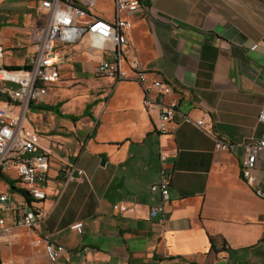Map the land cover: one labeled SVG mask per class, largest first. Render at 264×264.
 <instances>
[{"label": "crops", "instance_id": "obj_1", "mask_svg": "<svg viewBox=\"0 0 264 264\" xmlns=\"http://www.w3.org/2000/svg\"><path fill=\"white\" fill-rule=\"evenodd\" d=\"M142 2L148 11L131 18L125 58L171 84L167 102H177L182 113L194 120L207 115V133L175 124L159 134L156 116L142 108L137 84L102 79L97 58L70 55L43 104L57 107L59 118L45 127L43 111L34 108L37 115L28 126L24 123L37 134L45 128L49 135L40 138L50 153L46 198L36 203L46 218L36 230L10 229L9 237H0L1 263L264 264V200L240 172L247 156L244 146L264 138V124L257 120L264 105V49L250 50L264 41V3ZM38 24L31 3L0 0V68L24 67L30 30ZM75 83L88 85L93 99L74 96L79 92L68 87ZM70 104L80 113H64ZM86 106H92L89 117L69 119ZM211 136L231 147L216 151ZM160 149L172 173L162 223L147 220L148 207L160 203L149 190L159 179ZM75 162L87 179L63 190V172ZM254 175L264 192V153ZM15 186L19 188L17 182ZM0 193L9 195L13 207L27 202L3 180ZM117 203L141 207L135 215H125L113 211ZM77 222L83 224L80 236L69 230ZM11 224L7 214L5 226ZM43 240L64 247L56 263L44 256Z\"/></svg>", "mask_w": 264, "mask_h": 264}, {"label": "built area", "instance_id": "obj_2", "mask_svg": "<svg viewBox=\"0 0 264 264\" xmlns=\"http://www.w3.org/2000/svg\"><path fill=\"white\" fill-rule=\"evenodd\" d=\"M25 1L33 5L40 24L30 30L26 47L29 55L24 67L19 70L0 68V175L16 181L30 202L13 207L9 195L0 193V237H9L10 229L36 230L46 218L44 208L36 203L46 198L50 153L41 146L37 132L25 128L24 123L30 105L46 103L50 89L59 82L61 68L70 55L97 58L96 73L102 79L137 84L142 92V108L147 114L156 116L155 130L159 134L167 133L175 124L191 125L207 133V115L194 120L182 113L177 102H167V97L173 93L171 84L149 76L138 61L125 58L126 34L132 28L131 18L148 11L142 0H110L111 18L95 13L97 0ZM259 1L264 3V0ZM258 48L264 49V41L254 44L250 50ZM257 120L264 124V105ZM211 137L216 151H226L231 147ZM244 148L247 156L240 163L241 177L264 200V192L258 188L254 175L257 158L264 153V138L253 139ZM166 159L160 149L159 179L149 189L159 195L160 203L148 207V221L157 219L162 223L165 220L172 180V173L164 166ZM86 179V174L76 162L68 164L63 172V190L70 183H81ZM140 207L138 204L117 203L112 209L119 214L135 215ZM7 214L12 216L11 228L5 226L2 216ZM69 230L80 236L83 224L74 223ZM63 252V246L43 240V253L50 263H56Z\"/></svg>", "mask_w": 264, "mask_h": 264}, {"label": "rangeland", "instance_id": "obj_3", "mask_svg": "<svg viewBox=\"0 0 264 264\" xmlns=\"http://www.w3.org/2000/svg\"><path fill=\"white\" fill-rule=\"evenodd\" d=\"M94 11L96 14L101 15L102 17L111 18V15H112L111 1L110 0H97ZM84 58L87 59V57H85V56H84ZM68 88L70 90H73L74 92L78 91L79 93L75 94L74 96L81 98L83 101L84 100L85 101H91L93 99L94 94H95L94 91L92 89H89V86L86 85L85 83H79V84L75 83L71 87H68ZM73 108H74V106L72 107L71 104L67 105V106L65 105L63 108V111L66 114H72V115L80 113L79 110H75ZM91 109H92V106H91ZM91 109L88 110L87 112L89 113V111H91ZM35 115H37V114L35 113L34 109L28 110V114L26 115L27 117L25 118L26 126L31 124L32 119H33L32 116L34 117ZM57 118H59V116H58V113H55V112H43L42 115L40 116V119L42 120L45 127L49 126V124L53 123V120L57 119ZM25 128H27V127H25ZM81 128H82V130H85V128L83 126ZM41 132L42 133H38L40 138L42 140L47 139V137L49 135L46 134L45 128H43V131H41ZM75 136H76L75 134L68 135V137L70 139H72L73 141L78 140V139H75ZM69 146H71V145H69ZM2 216L5 218L6 215H2Z\"/></svg>", "mask_w": 264, "mask_h": 264}, {"label": "trees", "instance_id": "obj_4", "mask_svg": "<svg viewBox=\"0 0 264 264\" xmlns=\"http://www.w3.org/2000/svg\"><path fill=\"white\" fill-rule=\"evenodd\" d=\"M20 68H17L15 70H19ZM0 100H1V96H0ZM31 109L37 108L43 112H55L59 114L58 108L57 107H47V106H39V107H34L33 105H30ZM91 109V106H87L85 108V110L83 111V113L80 116H70L69 119L73 122L80 120L83 117H89V113L87 112L88 110ZM88 114V115H87ZM87 115V116H86ZM3 180L5 181L6 184H8L12 190H14V192L20 194L21 196H23L25 198V200L29 203L30 202V198L28 197L27 193L25 191H23L22 189H19L15 186L16 182L9 180L3 176L0 175V181Z\"/></svg>", "mask_w": 264, "mask_h": 264}, {"label": "water", "instance_id": "obj_5", "mask_svg": "<svg viewBox=\"0 0 264 264\" xmlns=\"http://www.w3.org/2000/svg\"><path fill=\"white\" fill-rule=\"evenodd\" d=\"M103 164H104V163H103ZM103 164H102V165H103Z\"/></svg>", "mask_w": 264, "mask_h": 264}]
</instances>
